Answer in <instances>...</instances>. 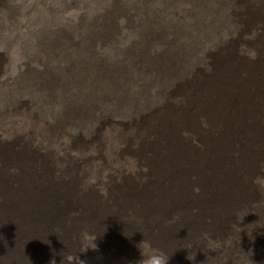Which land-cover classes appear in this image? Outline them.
Instances as JSON below:
<instances>
[{"label": "bare ground", "instance_id": "obj_1", "mask_svg": "<svg viewBox=\"0 0 264 264\" xmlns=\"http://www.w3.org/2000/svg\"><path fill=\"white\" fill-rule=\"evenodd\" d=\"M6 1L0 0V20H27L24 9L9 17ZM141 1L102 3L109 13L98 20L103 27H95L102 43H116L120 19L144 38L135 41L136 51L105 62L120 83L142 88L117 92L113 87L120 83L103 71L88 75L113 122L97 119L83 138L85 119L100 115L99 106L63 113L71 92L46 99L41 94L63 81L92 92L84 81L72 84V74L60 76L65 62L44 73L50 66L38 60L44 47L29 44L43 75L37 85L17 79L7 49L0 55L7 61L0 77V264H66L65 255L80 254L93 264H156L168 251L177 258L160 264H177L196 243L191 264H264V241L226 244L235 225L223 229L236 223L235 215L259 206L257 200L264 204V0H212L211 11L206 0H192L198 10L188 15L197 21L204 9L206 29L183 45L175 41L182 26L171 14L184 19L190 0H154V12L170 17L163 19L169 26L161 22L157 32L145 20V37L131 17L140 15ZM236 66L247 75L236 77ZM110 85L113 95L106 91ZM15 147L26 151L16 153ZM243 228L254 235L264 232V223Z\"/></svg>", "mask_w": 264, "mask_h": 264}, {"label": "rangeland", "instance_id": "obj_2", "mask_svg": "<svg viewBox=\"0 0 264 264\" xmlns=\"http://www.w3.org/2000/svg\"><path fill=\"white\" fill-rule=\"evenodd\" d=\"M30 1L31 0H7L6 1V3H5L6 9L9 12H11L9 14V17H14L15 13H17V14L21 13L23 11L22 9H24L26 12L25 16L27 17V20L22 21V22H18L16 20V18L15 19L10 18L13 20V22H5V21L0 20V45H1L0 46V49H1L0 55L6 56L5 52L8 50L7 52H8V54L10 53V58L13 57V58H11V64H13L12 71H13L14 75H16L17 79L18 80L20 79V81L21 80L24 81L26 79L27 80H34V81H36L37 85L41 84V81H43L42 80L43 75L39 74L38 70L35 68V67L38 68V65L35 64V62L33 61V58H31L29 55V52H30V45L29 44L34 43L33 46L39 47L41 50H42V47H44V49L39 53L41 55V57L38 58V60L42 64H44L46 67H48V65H50L48 68L42 69L44 73L50 67L54 71L55 70L58 71L59 70L58 67H60V65H62L65 62V64L67 66L65 68L64 74L62 72L59 73L60 76L65 79L66 77H63V76H65V75L68 76V74L69 75L72 74L71 76H73L75 78V79L73 78L72 84L78 83V82L81 83L84 81V83H86L88 85V87L91 89L92 94L90 93V91H88L86 89L85 85L74 84L75 86L79 87V88H74L73 87L74 85L71 86L66 81L59 83L55 88L49 87L46 85L47 90H41V94H43V98L46 99L48 96H60L61 97L62 95L71 92V94L69 93L72 97V103L70 104L71 106L62 107L63 113L68 112V111H69V113L76 111L73 113L76 114L78 112L80 114V112L83 111L82 108H84L85 104L88 105V103L90 104L89 106L94 107L95 104H96V106L97 105L99 106V108H100L99 110L101 113L100 115H98L96 118L85 119L86 125H84V128L81 130L82 132L81 131L79 132V137L83 138L84 136H86L88 134V130H90L91 124H95V121L97 119L99 120L100 123H104V124L109 123V122H113L112 121L113 119L110 116L104 115V113H106V111H107V108L106 107L104 108L103 105L100 104L101 99H103L102 97H104V96H102L101 94L96 95L95 90H93L94 87H92V85H91V80H90V78H92L91 76L95 73V71H101V72L103 71V73H105L104 76H107V78H110V79H108L109 81L117 78V75L114 72L113 68L110 67V63H114V62H117L118 60H120V58L123 56L122 54L126 51H131V50L136 51L137 47L134 45L135 41L141 42V41H143L144 38H138V37L134 36V33L132 34L133 31L131 28L128 27V24L125 22H122V20L120 19L119 23L122 24V26L120 28V31L117 34V37L118 36H120V37L114 39V41L116 43L115 44L114 43L108 44L106 42L102 43L100 38L97 36L98 28H95V27L98 24L100 27H103V23L102 22L100 23V21L98 22V20L100 18L104 19V18H107L109 16V13L104 8L105 5L102 4V3H104L103 2L104 0H34L32 3H30ZM47 1L49 3L50 7L53 9L52 14H50V9L48 8V6L46 4ZM125 2H126V4L130 5L132 0H125ZM195 2H197V1H195ZM41 3H44V6ZM206 3L208 5L209 10L211 11L213 1L212 0H206ZM110 7H111V5H110ZM158 8H159V5L154 0H150V2H149V0L148 1L142 0L139 4L140 15L136 16V12L131 14L133 25L135 26V24H136L135 27H138L140 36H141L140 31H142V32H144V37H145V33H146V25L144 23L145 20L154 24V26H152V27L157 32L160 31V27L162 25H164V28H168L169 22L167 20H169L170 17L163 16V17L158 18L157 14L154 12ZM184 8L187 12V15L184 19L178 18V17L171 14V17L176 19L182 26L181 30L178 32L177 37L175 38V41H179L180 44H182V45L187 43L189 41V39H192L195 35L198 37H201L202 33L206 29L204 26V22L201 18V14H202L204 9L197 15L198 20L197 21L194 20V22H193V19L188 14L193 12V11L198 10L196 5L193 3L192 0H190V1H187L184 3ZM145 13H147V15ZM65 17H67L68 20L67 19L64 20ZM146 17H147V19H146ZM148 17H151V18L149 19ZM152 17H154V20H155L154 22L151 20ZM142 18H144V20L141 22ZM10 19H8V20L10 21ZM74 19H75V21H74ZM163 19H167V20H163ZM157 20L160 22L159 23L160 25L156 24ZM102 21L105 22L106 19L102 20ZM161 22H162V25H161ZM141 24L143 25L144 28L142 27ZM75 25H77V26H75ZM18 27H23L25 29L24 34L22 33L23 30L20 31V28H18ZM71 27H72V29H71ZM62 29L64 30L63 32H62ZM15 30H16V32H15ZM70 30H71V32H70ZM90 30H92V31H90ZM161 30L163 32V29H161ZM65 31H67V32H65ZM62 33H63V35H62ZM59 34H61V35H59ZM15 36L16 37L19 36V37L16 38ZM198 37H196V38H198ZM38 43H40V44L38 45ZM66 43H67V45H66ZM100 43H101V45H100ZM19 44H22V45H19ZM65 45H66V47L64 48ZM144 45H148L147 42ZM48 46L49 47L51 46L52 49H48L47 48ZM73 46H74V48H73ZM56 47L57 48L59 47L58 49H60V50H58ZM46 48H47V50H46ZM22 50H24V51L22 52ZM60 51L63 52L62 58H59V56H61V55L58 54V52H60ZM77 51L78 52L80 51V52L78 53ZM154 52H157V50H154ZM172 53H173V57H175V58H178L181 54L180 52L178 53L177 51L175 53V50H172ZM22 58H23V60H22ZM56 58H57V60H56ZM4 59H5V62H2V58L0 57V77L2 75V70H3L4 66H6V64H7L6 58H4ZM49 59L51 61H49ZM104 59H105V61H102ZM179 59H180V57H179ZM71 62H74V63H71ZM101 62H103V63L110 62V63H105L106 65L109 64L108 66L104 65L103 67H99L100 65H98V63H101ZM89 64L91 66H89ZM92 66H93V68H92ZM85 68H87V69H85ZM238 69H240L239 66H236L234 69V72L236 71L235 72L236 77L240 78L241 75H245V76L247 75L246 73H243L242 71H239ZM201 70L204 71V69H201ZM104 71H106V72H104ZM204 72H206V71H204ZM90 74H92V75H90ZM88 75L90 76V78ZM53 76L56 77V74L54 73ZM100 76L103 77V75H100ZM109 81H106L105 83H107ZM115 81H117V84L120 83V81H118L116 79H115ZM98 82H101V80H99ZM230 83H231V81H230ZM99 86L102 87V89H103V86H101V85H99ZM139 87L142 88V85H139V86L130 85V83H128L127 81H123L118 86H114L113 88H115L117 90V92L120 91L121 89L122 90L127 89L129 92L130 91L137 92L139 90ZM58 88L60 89V91L62 89V92H60ZM113 88H112V85H110V87H108V90H106V91L108 93H110L111 95H113ZM64 89H65V91H64ZM84 89L87 90L86 93H84V91H83ZM34 90L36 92L34 94L39 93L38 92L39 90H36V89H34ZM74 90H75V92H74ZM53 91H55V92H53ZM46 92H48V93H46ZM143 92H145V90H143ZM98 93H100V92L98 91ZM106 95H105V97H106ZM9 96H11V94ZM30 96H32V95H30ZM92 103H93V105H92ZM47 106H48V104H46V107ZM77 109L81 110V111H78ZM105 117H106V119H105ZM56 120H58V119H56ZM57 124H59V123H57ZM84 130L87 132L85 133ZM16 148L20 151L16 150ZM14 150L16 153L20 152L21 154L24 151H26L23 149L21 150L18 147H15ZM42 152L44 153L43 149H41L39 154H42ZM256 202L259 206L252 207V208L249 207L250 209H248L242 213H239L238 215H235V217H233L235 219L236 223H228V224L224 225L223 229H228L232 224L235 225V231L232 233V235H230L228 237V241L227 240L225 241L226 244L230 243L231 239H234L235 244L241 242L242 240H243L242 242H244L247 239L248 240L254 239L257 241H260V240L264 241V236H263L264 232L261 233L260 231H255L254 235H252V232L248 233L249 231H245L244 228L242 229V227H246L247 222L248 223H250V222L254 223V225L264 223V219H263L264 213L261 214V212L263 211V210H261V207L262 206L264 207V204L259 200H257ZM78 214L79 213H77L76 217L80 218L78 216ZM246 216H247V220L248 219L249 220L248 221L246 220V222H245L243 220L245 219ZM250 227L251 226H249L247 229H249ZM240 230H241L242 234H240ZM237 236H238V238H236ZM198 245L199 244H197V243L193 244V245H191L190 249L187 247L188 249L186 248L187 250L185 249L183 251V255L186 258H184V256H183L181 259H178L176 263L177 264H185V263L191 264V262L189 261L190 260L189 253H192L193 251H195L193 249H196L195 247H198ZM256 245L259 246V243H257ZM197 250L201 251L200 249H197ZM258 251H260V250H258ZM174 253L175 252H173V251H168V253L165 254V256H159L157 262H159V264H160V263H164L168 259L175 258L176 255H174ZM80 256H81V254H80ZM80 256H77V255L67 256V255H65L64 258H66L65 259L66 264H69V263H71V264H93L91 261H89L85 257H80ZM110 256L111 255L108 254V255H106L105 258L109 259L108 257H110ZM161 258H162V260H160ZM176 258H177V256H176ZM237 259L240 261L239 255H238ZM142 260L144 261V259H141V260L138 259V261H140L141 264H143ZM181 260H182V262H181ZM106 264H111L110 259L108 261H106Z\"/></svg>", "mask_w": 264, "mask_h": 264}, {"label": "clouds", "instance_id": "obj_3", "mask_svg": "<svg viewBox=\"0 0 264 264\" xmlns=\"http://www.w3.org/2000/svg\"><path fill=\"white\" fill-rule=\"evenodd\" d=\"M157 264H159V262H157Z\"/></svg>", "mask_w": 264, "mask_h": 264}]
</instances>
